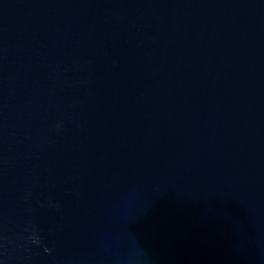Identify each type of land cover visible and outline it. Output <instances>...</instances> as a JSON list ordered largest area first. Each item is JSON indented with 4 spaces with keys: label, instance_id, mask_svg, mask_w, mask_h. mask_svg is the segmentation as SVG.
Wrapping results in <instances>:
<instances>
[{
    "label": "water",
    "instance_id": "obj_1",
    "mask_svg": "<svg viewBox=\"0 0 264 264\" xmlns=\"http://www.w3.org/2000/svg\"><path fill=\"white\" fill-rule=\"evenodd\" d=\"M0 264H264V0H0Z\"/></svg>",
    "mask_w": 264,
    "mask_h": 264
}]
</instances>
